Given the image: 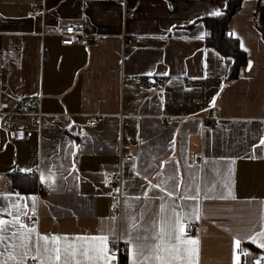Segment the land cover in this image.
Instances as JSON below:
<instances>
[{"label":"crops","instance_id":"crops-1","mask_svg":"<svg viewBox=\"0 0 264 264\" xmlns=\"http://www.w3.org/2000/svg\"><path fill=\"white\" fill-rule=\"evenodd\" d=\"M226 1L0 0V102L38 98L41 112L15 117L21 139L0 127V217L33 211L35 197L36 220L24 224L38 233L125 242L132 217L158 224L161 204L166 215L198 205L187 222L199 224V264H232L236 239L247 260L264 252L251 242L264 229V38L256 0H241L229 32L246 62L230 78L232 58L205 43L203 21ZM75 21L87 43L61 44L51 30ZM114 170L118 195L105 180ZM193 180L199 199H181ZM225 184L235 200L219 198Z\"/></svg>","mask_w":264,"mask_h":264},{"label":"snow or ice","instance_id":"snow-or-ice-1","mask_svg":"<svg viewBox=\"0 0 264 264\" xmlns=\"http://www.w3.org/2000/svg\"><path fill=\"white\" fill-rule=\"evenodd\" d=\"M220 15L219 12L212 13ZM251 67V61L249 62ZM215 101L213 100V105ZM264 145V139L260 140ZM234 163V161L232 162ZM231 172V169H229ZM42 181L45 177L42 175ZM48 180H52V174L49 173ZM169 179L175 180L174 176ZM156 187V186H153ZM179 188V184L175 185ZM226 194L222 192L220 199H236L230 184H225ZM161 191H165L161 188ZM173 191L167 193L172 196ZM18 195V194H17ZM201 195L199 184L193 182L185 186V195L180 197L184 200H198ZM205 198H210L205 192ZM33 200V214H35L36 198ZM139 199V197H137ZM163 200L164 197H158ZM169 205L161 204L159 212L153 213L147 223L138 224L135 217H132L131 228L125 229V243L128 247L129 264H199L200 239L190 236L186 227L187 221L200 219V208L195 206L191 212L182 214L177 211L179 205L171 206V215ZM4 210L7 207L4 206ZM19 213V209H17ZM27 214V213H23ZM141 217L147 213H141ZM158 229V230H157ZM10 241L14 243L9 244ZM264 249V229L258 231L251 242ZM0 245L4 246V251L0 252L3 256L8 253L6 259L0 261V264H24L25 259L31 255L33 259H39L40 264H114L117 256L109 247L108 235H48L40 234L34 227L20 221V215L13 216L11 221L0 217ZM235 248L241 249V240H235ZM242 252V249H241ZM248 255V253H243ZM235 264H240L239 257L234 253ZM255 264H260L259 260Z\"/></svg>","mask_w":264,"mask_h":264},{"label":"built area","instance_id":"built-area-1","mask_svg":"<svg viewBox=\"0 0 264 264\" xmlns=\"http://www.w3.org/2000/svg\"><path fill=\"white\" fill-rule=\"evenodd\" d=\"M33 11H39V7H32ZM56 33L60 37L61 44L71 45L74 43L86 44L87 36L84 29L83 22L75 21V22H64L59 24L55 29L51 30ZM40 105L38 98H30L26 103H21L18 107L11 109L0 102V127L13 134L15 139H21L23 137V129L18 127L16 124V116L17 115H31L36 116L37 118L40 116ZM217 116V110L213 109L210 112L209 121L212 122ZM88 125L92 126L96 123V117L92 116L87 119ZM199 158L198 153H193L191 156L189 163L195 164ZM35 172V171H34ZM105 180L110 184L111 192L115 195H118L120 192V184H121V175L119 170L108 171L105 173ZM41 187H38V190L41 191ZM112 208L118 209L119 204L114 203ZM35 215L33 211H29L26 215H20V221L22 223H32L34 222ZM188 226L186 227V231L190 236H194L199 234L200 228L199 224L195 222H186ZM109 247L116 253L117 261L114 264H124L122 261V257L126 252L127 244L121 239L109 240ZM242 252L246 253L245 250L241 247ZM241 249H236L234 246L232 264L234 262V253L239 257L240 264H255L257 260H259L260 264H264V252L260 251L257 253V256L251 258V260L246 259V255L242 254Z\"/></svg>","mask_w":264,"mask_h":264},{"label":"trees","instance_id":"trees-1","mask_svg":"<svg viewBox=\"0 0 264 264\" xmlns=\"http://www.w3.org/2000/svg\"><path fill=\"white\" fill-rule=\"evenodd\" d=\"M240 1L227 0L220 15L205 17L203 20L206 28L205 43L214 47L222 55L232 58L228 74L230 78L235 77L239 68L246 62L236 39L229 32L230 17L239 7ZM256 12L258 15L256 27L264 38V26L262 23L264 0H256Z\"/></svg>","mask_w":264,"mask_h":264},{"label":"water","instance_id":"water-1","mask_svg":"<svg viewBox=\"0 0 264 264\" xmlns=\"http://www.w3.org/2000/svg\"><path fill=\"white\" fill-rule=\"evenodd\" d=\"M247 66H249V63L247 64Z\"/></svg>","mask_w":264,"mask_h":264}]
</instances>
